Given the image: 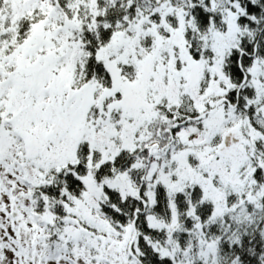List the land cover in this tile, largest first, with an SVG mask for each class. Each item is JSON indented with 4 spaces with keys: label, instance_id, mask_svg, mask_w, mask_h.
<instances>
[{
    "label": "snow or ice",
    "instance_id": "obj_1",
    "mask_svg": "<svg viewBox=\"0 0 264 264\" xmlns=\"http://www.w3.org/2000/svg\"><path fill=\"white\" fill-rule=\"evenodd\" d=\"M0 264H264V0H0Z\"/></svg>",
    "mask_w": 264,
    "mask_h": 264
}]
</instances>
